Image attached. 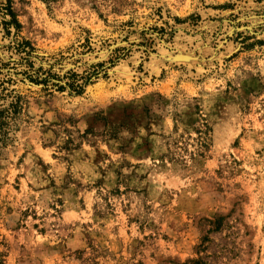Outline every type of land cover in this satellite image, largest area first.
<instances>
[{"label": "rangeland", "instance_id": "rangeland-1", "mask_svg": "<svg viewBox=\"0 0 264 264\" xmlns=\"http://www.w3.org/2000/svg\"><path fill=\"white\" fill-rule=\"evenodd\" d=\"M0 264H264V0H0Z\"/></svg>", "mask_w": 264, "mask_h": 264}, {"label": "trees", "instance_id": "trees-1", "mask_svg": "<svg viewBox=\"0 0 264 264\" xmlns=\"http://www.w3.org/2000/svg\"><path fill=\"white\" fill-rule=\"evenodd\" d=\"M8 11V10H7ZM8 15L9 16H11V21H8L6 24H5V29H6V31L8 32V28L11 26V25H14V27L17 29L18 28V24L16 23V21H15V18H14V16L12 15V14H10V11H9V13H8ZM18 46V51L20 52V53H24V54H26V55H30V52H31V50H32V48H31V46L29 45V43L28 42H22V43H20V44H18L17 45ZM35 83H38L36 80H33ZM45 80H42L41 82H44ZM15 102L14 103H11L10 104V108L12 109V113L14 114V113H16L15 112V109H16V106H17V102L19 101V97H17V96H15Z\"/></svg>", "mask_w": 264, "mask_h": 264}]
</instances>
